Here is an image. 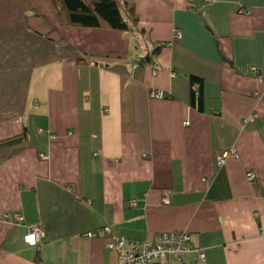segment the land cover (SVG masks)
<instances>
[{"label": "crops", "instance_id": "1", "mask_svg": "<svg viewBox=\"0 0 264 264\" xmlns=\"http://www.w3.org/2000/svg\"><path fill=\"white\" fill-rule=\"evenodd\" d=\"M129 1L143 31L0 0V143L27 131L0 159V264H122L88 235L105 226L186 231L204 254L156 264H264V0ZM34 226L44 238L29 245Z\"/></svg>", "mask_w": 264, "mask_h": 264}, {"label": "trees", "instance_id": "2", "mask_svg": "<svg viewBox=\"0 0 264 264\" xmlns=\"http://www.w3.org/2000/svg\"><path fill=\"white\" fill-rule=\"evenodd\" d=\"M62 24L83 28H109L119 31H143L139 27V16L133 2L129 0H52ZM62 36L60 42H65ZM65 48L76 51L71 43ZM146 59V58H145ZM143 59L142 62L146 60ZM140 65L139 61H135ZM191 105L204 110V80L196 75L190 76ZM27 131L0 143V159L22 150L27 142Z\"/></svg>", "mask_w": 264, "mask_h": 264}, {"label": "built area", "instance_id": "3", "mask_svg": "<svg viewBox=\"0 0 264 264\" xmlns=\"http://www.w3.org/2000/svg\"><path fill=\"white\" fill-rule=\"evenodd\" d=\"M180 37V32L176 33V38ZM135 68L138 63H134ZM166 94L162 90H153L150 92L151 98L163 99ZM41 132H43L41 130ZM229 154H236L234 149L225 152L219 157V164L222 165L226 161ZM247 180L253 182L257 177L256 173L249 171L246 174ZM164 201L168 202L166 197ZM137 202L133 201L132 205ZM5 218H9L10 214H5ZM17 219L21 217L16 216ZM89 236L107 237L106 247L117 252L119 262L122 264H156L162 260L168 259L170 256H175L180 259L190 251L199 253L198 260H204V254L201 249L196 248L190 239V234L186 231H165L154 235L152 238L145 240H131L123 236L113 233L110 226H105L94 232H89ZM44 238V232L40 226L31 227L28 234L25 236V242L29 245H36ZM184 264V263H182Z\"/></svg>", "mask_w": 264, "mask_h": 264}, {"label": "water", "instance_id": "4", "mask_svg": "<svg viewBox=\"0 0 264 264\" xmlns=\"http://www.w3.org/2000/svg\"><path fill=\"white\" fill-rule=\"evenodd\" d=\"M160 50V47H157L154 51H153V53H155L156 51H159Z\"/></svg>", "mask_w": 264, "mask_h": 264}]
</instances>
